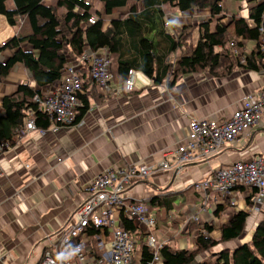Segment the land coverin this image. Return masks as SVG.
Instances as JSON below:
<instances>
[{"label":"crops","instance_id":"crops-1","mask_svg":"<svg viewBox=\"0 0 264 264\" xmlns=\"http://www.w3.org/2000/svg\"><path fill=\"white\" fill-rule=\"evenodd\" d=\"M240 1V16L246 17L245 1ZM165 9L166 16L176 27L197 25L209 14L197 9L185 12L167 6ZM233 13L237 12L225 14ZM116 16L118 12L113 14ZM12 35L0 38V45ZM196 37L197 30L193 41ZM242 46L243 52L248 54L253 43L243 40ZM228 48L225 45L217 49ZM231 49L239 54L237 48ZM182 50L183 45L172 54L174 66ZM8 54L7 50L0 49V61ZM30 76L18 63L0 82V115L3 114L2 97L14 92L19 83H32ZM171 80L155 84L137 71L135 85L127 91L122 78L116 76L106 91L95 86L102 94L98 101L87 90L90 106L77 124L51 126L43 133L19 134L0 153V264H39L43 248L55 238V233L74 221V213L85 199L84 184L104 168L121 170L159 161L163 150L175 149L184 142L191 119H227L242 104L245 95L263 88L264 73L234 67L229 74L203 70L180 74L173 84ZM262 152L264 115L248 135L225 143L221 151L211 157L185 165L178 171H156L145 179L131 177L122 201L125 204L130 200L149 201L153 196L169 201L170 212L164 206H156L155 212L152 211L156 220L148 230L154 233L157 242L189 248L193 245V231L187 232L191 222L182 227L184 218L197 215V228L202 229L203 224L208 223L214 228L211 235L217 237L222 222L244 207L252 192L250 188L236 187L230 195L212 191L206 198L195 184L219 165L237 159L250 160ZM232 199L236 204H231ZM225 200H229V204L215 217L216 204H225ZM255 224L249 220L246 231L252 230ZM148 230L142 229L146 236ZM239 243L240 238L224 246L232 248ZM205 258L206 254H202L199 260Z\"/></svg>","mask_w":264,"mask_h":264},{"label":"trees","instance_id":"trees-1","mask_svg":"<svg viewBox=\"0 0 264 264\" xmlns=\"http://www.w3.org/2000/svg\"><path fill=\"white\" fill-rule=\"evenodd\" d=\"M7 1L0 0V14L8 24L17 25V31L0 45L1 50L9 52L7 58L0 61V82L19 63L30 73L32 83H19L14 92L2 97L0 144L11 145L25 129L27 119L33 118L37 128L46 130L53 126L54 121L39 109L34 96L60 80L65 68L78 62L87 51L106 48L113 78L119 76L123 82L129 70L142 72L155 84L169 82L170 78L173 84L180 74L203 70L229 74L234 67H244L264 73V0H243L250 4L247 16L233 13L228 22H225L227 16L222 0H56L54 4L46 0H12L9 8ZM96 1L99 9L94 8ZM166 6L181 12L196 8L209 14L197 25L176 27L166 16ZM60 9L63 11L59 12ZM117 12L118 17H113ZM196 30L197 37L193 41ZM243 40L253 43L248 54L242 50ZM230 42H234L239 54L234 53L232 47L217 49L229 47ZM181 45L183 50L174 66L171 56ZM79 76L83 92L78 93L71 125L77 124L90 106L87 90L97 101L102 98L86 65L79 70ZM254 193L252 189L246 206L250 205ZM142 201L153 212L156 206H164L170 212L169 201H163L161 196ZM228 201L216 204L215 217ZM118 216L135 240L136 258L146 264L152 257L146 233L123 211ZM249 220L252 224L256 222L250 240L232 248L224 246L226 242L239 239ZM213 229L208 223L199 229L197 221H191L187 232L193 231V245L177 248L163 243L159 248L163 264H264V205L260 212L250 213L240 208L232 213L220 225L217 237L211 235ZM89 231L94 232V229L89 228ZM205 253L206 258L199 260L198 256Z\"/></svg>","mask_w":264,"mask_h":264},{"label":"built area","instance_id":"built-area-1","mask_svg":"<svg viewBox=\"0 0 264 264\" xmlns=\"http://www.w3.org/2000/svg\"><path fill=\"white\" fill-rule=\"evenodd\" d=\"M93 20L91 17L90 21ZM230 46L236 48L234 42H230ZM83 65L88 68V75L96 88L106 91L110 87L113 75L108 50L101 48L83 53L78 62L65 68L60 80L42 88L41 93L34 96L39 109L51 117L55 127L74 121L78 93L83 92L79 76ZM136 75L134 70L127 73L123 82L127 91L133 89ZM263 115L264 86L256 93L245 95L242 104L227 119H191L184 142L175 149L163 150L159 161L140 163L121 170L104 168L93 180L83 185L85 199L76 209L74 221L55 233V238L43 248L39 264H141L135 256V240L125 230L118 215L123 211L136 225L145 224L147 227L153 226L156 218L142 200L123 203V193L131 177L145 179L156 171H178L185 165L211 157L221 151L225 143L248 135L260 123ZM28 131L43 133L45 129L37 128L34 119L30 118L20 134ZM7 147L6 142L1 143L0 153ZM195 186L203 191L206 198L212 191L230 195L236 187L254 189L250 205L242 208L250 213L260 212L264 205V152L250 160L237 159L219 165ZM231 204H236L235 199ZM190 221H198L197 215L184 218L182 227ZM146 242L152 255L146 264H163L159 252L163 242H157L150 231Z\"/></svg>","mask_w":264,"mask_h":264},{"label":"rangeland","instance_id":"rangeland-1","mask_svg":"<svg viewBox=\"0 0 264 264\" xmlns=\"http://www.w3.org/2000/svg\"><path fill=\"white\" fill-rule=\"evenodd\" d=\"M46 2H48L49 4H54L55 2H56V0H46ZM222 3H223V8H224V11H225V13H232V12H237L239 15L241 14V9H242V7L240 6L241 5V1L240 0H222ZM245 4H244V7L245 8H243V9H245V11H247L246 9H248V7H249V2L248 1H245L244 2ZM10 5L12 6V0H8L7 1V6H8V8L10 7ZM246 5V6H245ZM94 8H97V9H99L100 8V5H99V2H95V4H94ZM196 9V8H195ZM197 10H199V9H197ZM63 10L62 9H60L59 10V12H62ZM201 11V10H200ZM203 13V12H202ZM114 14H116V13H114ZM231 15L230 14H228V16L226 17L227 19L225 20V22H228V19H229V17H230ZM17 27V25L15 26V27H13L12 25H10V24H8V22L6 21V19H5V17L2 15V14H0V34H3L2 35V37H0V38H3V37H5V36H10V35H12L13 34V31H14V29ZM8 29H9V31L10 32H8ZM228 49H230V46H229V48ZM232 50V49H231ZM222 72V71H221ZM220 72V73H221ZM217 73H219V72H217ZM30 78H31V76H30ZM30 132V131H29ZM23 134H25V132L23 133ZM192 195H194V197H196L195 196V193L193 192L192 193ZM203 200V199H202ZM174 215V214H173ZM210 217V219L212 218L211 216H209ZM255 221H256V219H255ZM254 221V222H255ZM191 222V221H190ZM140 227L145 231V230H150V229H152L153 228V226H151V227H147L145 224H141L140 225ZM148 230V231H149ZM252 231H253V229L251 230V229H249L248 231H246L245 230V232H243V234L239 237L240 238V243H243V242H247V241H249L250 240V238H251V234H252ZM151 232V231H150ZM153 233V232H152ZM154 234V233H153ZM239 240V239H238ZM237 241V240H236ZM230 246V245H229ZM232 247V246H231ZM206 254V253H205ZM200 257H201V255L200 256H198V259H200ZM211 258V257H210ZM91 264H94L93 262L91 263Z\"/></svg>","mask_w":264,"mask_h":264}]
</instances>
